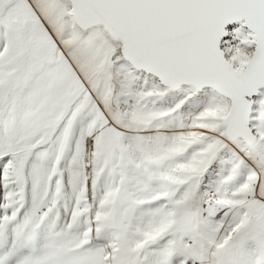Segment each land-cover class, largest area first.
Listing matches in <instances>:
<instances>
[{"label": "snow or ice", "instance_id": "6c2138e0", "mask_svg": "<svg viewBox=\"0 0 264 264\" xmlns=\"http://www.w3.org/2000/svg\"><path fill=\"white\" fill-rule=\"evenodd\" d=\"M0 264H264V0H0Z\"/></svg>", "mask_w": 264, "mask_h": 264}]
</instances>
